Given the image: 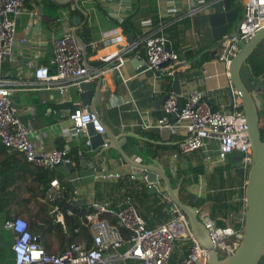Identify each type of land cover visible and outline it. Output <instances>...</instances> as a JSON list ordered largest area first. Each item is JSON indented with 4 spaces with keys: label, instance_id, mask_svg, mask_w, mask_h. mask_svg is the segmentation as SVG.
<instances>
[{
    "label": "crops",
    "instance_id": "crops-1",
    "mask_svg": "<svg viewBox=\"0 0 264 264\" xmlns=\"http://www.w3.org/2000/svg\"><path fill=\"white\" fill-rule=\"evenodd\" d=\"M22 1L23 9L14 18L15 40L11 54L0 63V80L11 89V105L17 117L30 128L29 138L35 145L77 150V169L69 173V168L60 165L52 170L63 174L71 183L74 200L80 204L108 201L111 206L117 207L129 199L142 212L148 227L162 223V210L166 212L167 209L158 206L165 203L167 194L158 190L150 193L144 180L130 178V166L115 150H92L84 145L87 137L80 138L73 132L67 117L70 101L79 100L77 85H69L67 92L60 96L56 88H44L34 82L36 66L46 65L54 71L51 64L53 39L63 33H71L77 26L80 38L84 29L89 37L88 42L81 38L86 44L87 64L84 66L88 69L82 81L92 82L94 91L97 89V76H101L100 117L113 134H124L119 138L124 152L138 162L158 163L170 178L172 186H179V197L183 201H192L194 195L203 200L197 207L200 211L208 212L218 223L238 227L240 222L235 217L244 209L246 172L240 171L232 162L231 155L234 154H220L218 140L206 138L199 149L187 153H177L168 147L157 150L152 156L145 150V142L178 146L185 135L182 128L173 126L177 119L173 114L169 116L168 126H155L162 118L158 111L162 113L163 105L160 103L157 108L155 102L169 92H175L182 101L188 91L197 89L215 110L230 112L237 108L236 98L229 99L223 61L211 53L215 57L193 66L202 54L211 52L216 46L208 24L201 22L207 12L202 0H78L79 8L71 0H65L63 6L51 0ZM135 12V30L125 33L119 21ZM75 17L79 20L78 25L73 21ZM154 19H157L155 25ZM129 34L134 36L132 44L126 40ZM150 34H163L168 40L167 47L176 51L182 61L161 70L147 69L144 39ZM95 98L96 94L92 96V101ZM141 131L153 132L159 139L143 136ZM138 147H144L142 155H139ZM24 162L17 152L6 149L0 141V198L5 195L10 198L7 206H2L0 201V223L13 216H10L9 210L12 213L21 212L23 200L29 197L30 189L35 192L36 199H31L27 206L36 204L31 211L33 214L40 211L38 208L49 195L54 197L59 193V186L50 185L56 177H52L46 188L26 172L28 166ZM102 168L118 170L121 176L111 180L93 179V172ZM52 171H48V175ZM196 174L197 179L193 181ZM13 177L16 179L11 182ZM43 190L46 193L42 194ZM167 212L170 218L169 209ZM48 237L52 235L40 236L39 244L51 248L46 240ZM0 238L12 242V234L1 227ZM181 243V240H175L174 258L181 257L185 252ZM8 250L7 264H13L12 250Z\"/></svg>",
    "mask_w": 264,
    "mask_h": 264
},
{
    "label": "built area",
    "instance_id": "built-area-1",
    "mask_svg": "<svg viewBox=\"0 0 264 264\" xmlns=\"http://www.w3.org/2000/svg\"><path fill=\"white\" fill-rule=\"evenodd\" d=\"M22 9V0H0V63L11 54L15 40L14 18ZM261 28H264V0H243L239 38L230 36L223 39L216 44L215 55L226 66L239 48L238 41L249 40ZM167 44L168 40L163 34H150L144 39L147 69L161 70L163 67L160 64L167 60L168 67L182 61L179 54L169 49ZM52 48L51 64L54 71L50 72L46 65L36 66L33 71L34 82L44 88L54 87L63 96L69 85L78 86L88 74V69L81 64V48L71 33L66 32L54 38ZM10 95L11 89L0 80V141L5 148L17 152L32 167L48 171L66 163L73 164L67 150L44 148L30 140L31 130L17 117ZM235 100L238 101L237 98ZM179 102L181 106L173 125L185 132L178 143L179 153L193 152L201 147L206 138H213L218 140L222 156L240 154L241 166L245 170L248 168L251 163V145L245 117L238 104L230 112L210 111L203 93L197 89L188 91L182 101L175 92H169L162 105V118L155 126H168L169 116L176 113ZM70 106L67 119L75 134L85 131L88 123L92 124L95 132L103 133L94 114L80 99L71 100ZM84 145H89L88 139ZM92 176L95 180H111L118 179L121 172L102 168L93 172ZM128 176L134 178L131 171ZM50 185L58 187L59 179L53 178ZM165 203L168 204L171 217L148 227L129 199L117 207L111 206L108 201H93L89 204L92 210L83 216L82 221L89 231L90 242L79 238L65 244L59 252H49L40 245L39 233L29 229L28 220L20 213L7 219L3 228L12 234L13 264H207L208 250L193 236L186 215L168 196L165 197ZM51 212L54 213L55 221L63 225L58 207H53ZM197 217L221 257L235 249L242 237L244 209L235 217L240 222L238 227L230 223L218 225L205 211H199ZM120 227L129 231L128 237L123 236ZM176 239L181 240L185 252L181 257L173 258Z\"/></svg>",
    "mask_w": 264,
    "mask_h": 264
},
{
    "label": "water",
    "instance_id": "water-1",
    "mask_svg": "<svg viewBox=\"0 0 264 264\" xmlns=\"http://www.w3.org/2000/svg\"><path fill=\"white\" fill-rule=\"evenodd\" d=\"M54 4L63 6L65 0H51ZM78 7V0H71ZM202 6L207 9L201 22L207 23L215 44L221 43L223 39L230 36L239 38L238 27L242 18V0H202ZM76 24H79L77 17L73 18ZM77 26L72 30L71 34L78 41L81 48V64L86 62V44L78 36ZM128 44L134 41L133 34L126 36ZM264 40V28L259 29L247 41L239 40V48L230 58L226 65L228 77V94L230 101L233 98L238 99V107L244 114L246 121V130L251 145V163L245 170L240 165L242 160L240 154L231 155L232 162L240 171L246 172V181L244 185V218L242 227V237L235 249L228 255L221 257L217 250L213 247L208 232L197 217L200 211L195 206L189 205L179 197V186L173 187L170 178L165 171L159 167L158 163L151 164L138 162L128 156L122 149L119 138L124 135H115L102 121L100 101L101 93V76L98 75L97 89L93 90V84L90 81H81L78 84L79 99L82 104L94 114L99 125L103 129V133H97L93 130L91 123L86 125V130L78 133L80 138L87 137L89 145L87 147L95 150L100 148L104 150H115L119 157L122 158L129 166L134 177H138L147 185L150 193L158 191L167 194L172 202L186 215L188 223L192 229L195 239L208 250L207 264H264V140L260 135V113H264V81L262 77H258L251 71L247 61L252 52ZM210 53L215 54V49ZM169 61L160 64L165 67ZM96 94V98L92 101V96ZM168 95L155 102V107L159 108L160 103H164ZM210 111H214L215 107L210 103ZM173 116L179 113L181 102ZM260 112V113H259ZM158 115L162 117L161 111ZM138 138L145 139L137 135ZM104 143L106 145H104ZM67 147V146H66ZM153 161V160H152ZM85 166V164H82ZM92 167V164H88ZM67 168H72V163H66ZM2 206L0 204V213ZM1 227V226H0ZM12 242L0 238V247L10 249ZM195 264H200L196 262Z\"/></svg>",
    "mask_w": 264,
    "mask_h": 264
},
{
    "label": "trees",
    "instance_id": "trees-1",
    "mask_svg": "<svg viewBox=\"0 0 264 264\" xmlns=\"http://www.w3.org/2000/svg\"><path fill=\"white\" fill-rule=\"evenodd\" d=\"M136 12L131 14L130 16L123 18L121 21H119V25L122 27L123 31L129 32L131 30H135V16ZM154 25L157 23V19H154L153 21ZM85 30V31H84ZM83 30V33H81V38H83L86 42H88V32H86V29ZM85 32V33H84ZM168 39L171 40L170 37ZM210 52H205L202 54L198 60L194 62V65H199L201 61L207 60L211 57ZM215 57V56H212ZM251 71L254 75L258 77H262L264 81V40L261 42L258 47L252 52V54L247 59ZM52 72L51 70H49ZM141 135L147 136L153 140H158L159 136L153 132L150 131H141ZM261 138L264 140V131L261 133ZM152 140V141H153ZM154 142V141H153ZM172 148L174 152H179V148L177 145L173 146H167V145H159L154 144L152 142H145V150H147L152 156L156 155V151L160 149H166V148ZM144 147H138L139 155L143 154L142 150ZM68 156L71 158L73 162H75V166L68 169L67 171L69 173L73 172L75 169L79 167V155L76 149L67 150ZM28 167L25 168L26 172L33 175V180L37 182H41L42 185H45L44 187H49V181L52 179V177H56L59 179V193L56 196L49 195V198L46 199L45 202H43L42 206H40L38 209L39 212L34 213L32 216H30V219L28 220L29 229L32 232H38L40 236L45 235H55L58 238L62 240V242L65 240L68 241L67 243L74 241L76 239L82 238L90 242V234L87 229V227L82 223L83 216L92 210V207L89 204H80L74 200V188L71 185V183L65 179L64 175L55 171H52L50 175H48V170L39 168V167H32L31 165L24 162ZM11 177V176H10ZM18 177V176H17ZM195 179L193 181H196L197 174L194 175ZM16 177H13L11 179V182L15 180ZM175 184V182H173ZM44 188V190H46ZM42 191V194L46 193L45 191ZM30 195L27 199L23 200L24 203V210L28 213L30 212V208H28L27 203L32 199L35 201V192L33 190H29ZM182 197V195H181ZM182 200V199H181ZM192 201L186 202L183 201L189 205L199 207L203 200H200V198H197L196 196H192ZM0 201L2 203V206H7L10 202V198H8V195H5L3 198H0ZM161 203L159 204V208L166 207L168 208V204ZM58 207L59 211L62 213L63 217V225L60 222L55 221L54 213L51 212L53 207ZM136 206V205H135ZM138 209V208H137ZM166 209V212L162 210V220L163 222L166 221L168 218V213ZM139 210V209H138ZM42 212V215L40 214ZM140 215L144 219V215L139 210ZM109 216V215H107ZM213 217V216H212ZM214 218V217H213ZM216 220V218H214ZM111 221H114V219L110 218ZM146 222V221H145ZM217 222V221H216ZM218 225H224L225 223H218ZM121 232L123 233V236L126 238L129 235V231L124 229L123 227H120ZM39 236V237H40ZM66 243V244H67ZM49 252L51 251L49 248L44 247ZM62 249V248H61ZM60 249V250H61ZM58 250L57 252H59ZM13 256V254H12ZM174 258V257H173Z\"/></svg>",
    "mask_w": 264,
    "mask_h": 264
},
{
    "label": "rangeland",
    "instance_id": "rangeland-1",
    "mask_svg": "<svg viewBox=\"0 0 264 264\" xmlns=\"http://www.w3.org/2000/svg\"><path fill=\"white\" fill-rule=\"evenodd\" d=\"M35 206H36V204H33V205H31V207H28V208H30L29 210H30V212H26L25 210H24V208L23 209H21L20 211L21 212H10V210H9V213H10V216L11 215H14V214H16V213H20V214H22L27 220H29L30 219V216H32L33 215V213L31 212L32 210H34L35 209ZM46 240L48 241V242H50V247L51 248H49L51 251H57V250H59V249H61L68 241L66 240V238H65V240L62 242V240L60 239V238H58L57 236H53L52 235V237H48V238H46ZM57 249V250H56ZM8 255H9V250H8V248H4V247H0V264H7L8 263Z\"/></svg>",
    "mask_w": 264,
    "mask_h": 264
},
{
    "label": "flooded vegetation",
    "instance_id": "flooded-vegetation-1",
    "mask_svg": "<svg viewBox=\"0 0 264 264\" xmlns=\"http://www.w3.org/2000/svg\"><path fill=\"white\" fill-rule=\"evenodd\" d=\"M260 113V112H259ZM259 128H260V135L262 131H264V113H260V122H259ZM4 220L0 223L1 229L3 230V224Z\"/></svg>",
    "mask_w": 264,
    "mask_h": 264
}]
</instances>
